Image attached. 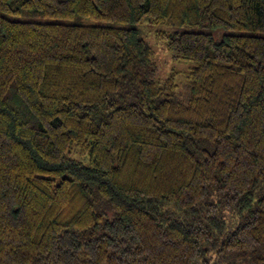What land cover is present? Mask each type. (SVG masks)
Segmentation results:
<instances>
[{"label": "trees", "instance_id": "trees-1", "mask_svg": "<svg viewBox=\"0 0 264 264\" xmlns=\"http://www.w3.org/2000/svg\"><path fill=\"white\" fill-rule=\"evenodd\" d=\"M0 264H264V0H0Z\"/></svg>", "mask_w": 264, "mask_h": 264}, {"label": "rangeland", "instance_id": "rangeland-1", "mask_svg": "<svg viewBox=\"0 0 264 264\" xmlns=\"http://www.w3.org/2000/svg\"><path fill=\"white\" fill-rule=\"evenodd\" d=\"M143 28L146 29V35L144 36L145 39L154 46V49L156 51V60L160 63L161 76L164 77L166 74L171 73L172 71H176V81L178 84L177 98L181 101L182 99L186 98L189 94L188 74L191 69V64L187 62L174 61L171 58L170 54L166 51L164 44L162 42H159L158 39L154 37V32L158 29V26L146 25L143 26ZM192 30L196 31L198 29ZM208 32H211L213 35H215V37H221L225 33H228L224 30H216L213 32L209 30Z\"/></svg>", "mask_w": 264, "mask_h": 264}]
</instances>
